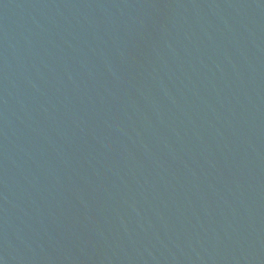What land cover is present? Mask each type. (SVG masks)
<instances>
[{"label":"water","instance_id":"1","mask_svg":"<svg viewBox=\"0 0 264 264\" xmlns=\"http://www.w3.org/2000/svg\"><path fill=\"white\" fill-rule=\"evenodd\" d=\"M0 264H264V0H0Z\"/></svg>","mask_w":264,"mask_h":264}]
</instances>
